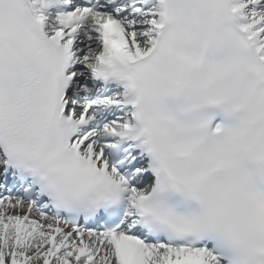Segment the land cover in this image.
Segmentation results:
<instances>
[{
    "label": "snow or ice",
    "instance_id": "snow-or-ice-1",
    "mask_svg": "<svg viewBox=\"0 0 264 264\" xmlns=\"http://www.w3.org/2000/svg\"><path fill=\"white\" fill-rule=\"evenodd\" d=\"M0 264H264V0H0Z\"/></svg>",
    "mask_w": 264,
    "mask_h": 264
}]
</instances>
